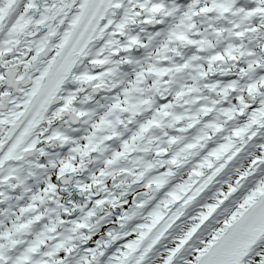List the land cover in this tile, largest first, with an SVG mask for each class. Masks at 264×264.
Wrapping results in <instances>:
<instances>
[{
	"label": "snow or ice",
	"instance_id": "1",
	"mask_svg": "<svg viewBox=\"0 0 264 264\" xmlns=\"http://www.w3.org/2000/svg\"><path fill=\"white\" fill-rule=\"evenodd\" d=\"M0 264H264V0H0Z\"/></svg>",
	"mask_w": 264,
	"mask_h": 264
}]
</instances>
